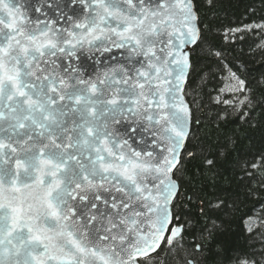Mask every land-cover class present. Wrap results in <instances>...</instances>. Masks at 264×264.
<instances>
[{
    "label": "snow or ice",
    "instance_id": "snow-or-ice-1",
    "mask_svg": "<svg viewBox=\"0 0 264 264\" xmlns=\"http://www.w3.org/2000/svg\"><path fill=\"white\" fill-rule=\"evenodd\" d=\"M200 42L193 0H0V264H147L179 244ZM244 90L229 70L220 93Z\"/></svg>",
    "mask_w": 264,
    "mask_h": 264
},
{
    "label": "trees",
    "instance_id": "trees-1",
    "mask_svg": "<svg viewBox=\"0 0 264 264\" xmlns=\"http://www.w3.org/2000/svg\"><path fill=\"white\" fill-rule=\"evenodd\" d=\"M194 4L201 42L192 48L185 87L193 124L174 175L180 190L173 210L184 232L147 264H236L237 257L264 264V0ZM229 70L244 80V92L220 93Z\"/></svg>",
    "mask_w": 264,
    "mask_h": 264
},
{
    "label": "water",
    "instance_id": "water-1",
    "mask_svg": "<svg viewBox=\"0 0 264 264\" xmlns=\"http://www.w3.org/2000/svg\"><path fill=\"white\" fill-rule=\"evenodd\" d=\"M193 3H194V0H193ZM195 5V4H194ZM195 11H196V9H195ZM196 13H197V11H196ZM197 16H198V14H197ZM199 17V16H198ZM191 48H193L194 46H190ZM189 74H190V72H189ZM188 78H189V75H188ZM187 81H188V79H187ZM186 84H187V82H186ZM186 84H185V87H186ZM184 91H185V89H184ZM185 99H186V101L188 102V100H187V98H186V95H185ZM190 106V105H189ZM191 108V107H190ZM187 143V142H186ZM186 146V145H185ZM183 151L184 150H182V152H181V156H182V153H183ZM174 179H175V177H173ZM178 182V181H177ZM179 184V183H178ZM179 190H180V185H179ZM182 226V225H181ZM154 254V253H153Z\"/></svg>",
    "mask_w": 264,
    "mask_h": 264
},
{
    "label": "bare ground",
    "instance_id": "bare-ground-1",
    "mask_svg": "<svg viewBox=\"0 0 264 264\" xmlns=\"http://www.w3.org/2000/svg\"><path fill=\"white\" fill-rule=\"evenodd\" d=\"M183 227V226H182Z\"/></svg>",
    "mask_w": 264,
    "mask_h": 264
}]
</instances>
